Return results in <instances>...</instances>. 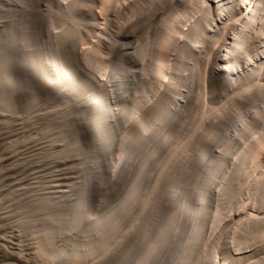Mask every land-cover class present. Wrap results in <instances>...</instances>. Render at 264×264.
<instances>
[{"label":"bare ground","instance_id":"bare-ground-1","mask_svg":"<svg viewBox=\"0 0 264 264\" xmlns=\"http://www.w3.org/2000/svg\"><path fill=\"white\" fill-rule=\"evenodd\" d=\"M21 1L0 9V106L13 114L17 98L32 113L43 98L55 108L39 130L56 125L54 152L80 159L64 168L79 176L69 193L57 178L66 193L43 185L59 197L23 206L45 220L25 224L36 257L264 264V0H46L29 13ZM62 88L85 105L65 114ZM122 163L136 167L102 213L94 200L110 193L96 188Z\"/></svg>","mask_w":264,"mask_h":264},{"label":"rangeland","instance_id":"rangeland-1","mask_svg":"<svg viewBox=\"0 0 264 264\" xmlns=\"http://www.w3.org/2000/svg\"><path fill=\"white\" fill-rule=\"evenodd\" d=\"M7 1L6 0H0V9H2L1 11H3L4 9L6 11L8 7H13L15 9V6L17 4L21 5V3H20L21 0H19V2L17 0H11V1L9 0L8 4H11L12 6L9 5L7 7L8 4L7 5L5 4V3H7ZM45 1L46 0H41V2H43V3H37L34 0L27 2L28 3L27 9H26L27 13L32 12L34 10L33 8H36V7H34V4H37V5L41 4L42 8L40 7V5L37 7H38V9L39 8L43 9L46 5ZM15 2H17V3H15ZM23 2H25V0ZM4 4L6 7L4 6ZM14 4H15V6H14ZM22 5H23V3H22ZM23 6H25V4ZM5 18L2 17V19H0V30H2L1 28H3L4 24L6 23L5 21H7V18L6 19ZM67 89L68 88L63 90V88H62L63 91L61 90L62 91L61 95H62V93L64 94V97L61 96V100L62 101L64 100L63 103H69L70 104V106L68 108H66V107L64 108V109H66L65 111H67L65 114L70 113L68 111L69 109L74 111V109L76 110L77 107L81 106V104L85 105L84 100H81L82 101V103H81L80 101L72 100L73 98L65 95L67 92H69V91L64 92ZM68 95H70V93ZM66 96L68 97L67 98L68 100L66 99V102H65ZM16 100L14 102V104L16 103L14 105V107L18 106V107H16L18 109L13 108V110L14 109L17 110V111L14 110L15 112L13 114L9 113L10 110H8V109L7 110L5 109V113H8V114H5L4 110H3L4 107L2 108L0 106L2 108V111H3L2 112L1 108H0V250H1L0 251V264H10V263H15V264H42L43 263L42 261H45V260L40 258L39 256L36 257L38 254V253L35 254L36 249H34V248L32 249V247L30 248V245H29V243L31 241H35L34 240L35 238L29 234V232L31 230H29L26 226L27 225L26 220L28 222H30L29 221L30 217H29L28 213H26L23 210L24 209L23 206L29 205V204L32 205L35 202H37L38 200H40L41 197H43L45 194L48 195L49 193H54L55 190L53 192V191H51L52 188H49L52 185H54V186L56 184L59 185L61 182L64 183L63 185H65L66 184L65 182H67V184H68V182L71 184L70 181H75V180L77 181L79 176L76 177V172H77L76 170H75V172L72 171L74 173H71V171L70 172L67 171L68 169L64 170V168H67L68 166L73 165V163L75 162L74 160L77 158H74L75 156H73V157L71 156L70 158L72 160H70L71 161L70 162L68 159L69 157L66 156V159H68V161L67 160L64 161V160H62V159H65L64 157L63 158L59 157L58 154L55 153V152L59 151L60 148H62V145L64 144V142H63L64 140L62 141V139H64V138L60 137V139H58V140H57V138H55V131H54L55 129L54 128L56 127V125L54 127V124H53L54 122H52L53 125H51L50 127L47 128L46 133L43 132L44 129H42V131L39 130V128H41V127H39L40 123H41V126H44L45 124L44 125L42 124L44 122V120L45 121H47V119L50 120L49 118L53 119V117H52L53 113L50 111V113H52L50 115L49 110L50 109L54 110L55 107H53L52 105L50 106V104H47L43 100V98H41L40 99V103H41L40 105L42 106V108H40L41 106H38V107L36 106L37 108L34 107V109L33 108L31 109V111L34 110V112L32 111V113H30V111L20 107V104H19L20 102H18L17 98H16ZM42 103L45 104V106L46 105L47 106L49 105V106L47 108H45V106L42 105ZM71 104L73 107H71ZM43 107H44V109H43ZM21 108L23 110H25V113L23 110H21ZM39 108L43 109V110H39ZM46 109H48V111ZM64 109H63V111H64ZM13 110L11 109V112ZM27 111L29 112V117H28V114H26ZM45 112H46V114H44ZM3 113L8 116V117L6 116L8 118L7 122H8V120L9 121L11 120V123L8 122L9 123L8 126L5 124L7 122L3 121L6 118L3 116L4 115ZM16 113H18V114H16ZM30 114H32V115H30ZM43 114L45 115V117H43L44 116ZM49 115H50V117H48ZM46 116H47V118H46ZM71 117H76V114L75 115L72 114ZM71 117H69V118H71ZM179 117H180L179 118L180 120L183 119L182 118L183 116H179ZM42 118H43V121H42ZM59 119L60 118H57L58 122H59ZM73 119H75V118H72L70 120H73ZM179 119L177 117L176 120L179 121ZM57 120L55 122H57ZM44 123H46V122H44ZM67 124L69 126V123H67ZM67 124H66V126L64 125V127L61 126V128L62 129L67 128ZM42 128H44V127H42ZM68 128H70V127H68ZM68 128L62 130V132L64 131L63 134H65L64 137L66 136L67 133H70V135L72 133L71 129L68 130ZM154 129H155V127H152V131H154ZM53 131H54V136H52ZM70 135L69 134L67 135L68 138L73 136V135L72 136H70ZM34 137H36L37 139H34ZM50 138L52 140L55 138L57 140V142H55V139L52 142V140ZM17 140L19 141V143L17 142ZM14 141L17 143H14ZM111 151H113V149ZM50 155H52V157ZM73 158H74V160H73ZM113 158H115V157H113ZM113 158L111 157L109 159H113ZM115 159H117V157ZM78 160H80L79 156H78V159L76 161H78ZM105 161H106V159L103 156V158H101L100 162L106 163ZM136 162L138 163V159H137V161H135V164H133V165H137ZM65 163H66V166H65ZM68 163H70V164H68ZM108 163H110V161ZM115 163H117L116 160H115ZM123 163H122V166L121 165L119 166V168H118L119 171H117L116 169L115 170L114 169L107 170V171L105 170V172L107 173L106 174L107 178H105V181L101 182L100 186L96 188V190L98 189L97 191H100L99 188L103 189V191L106 193L109 191L110 194L109 193L108 194L111 195V196H109V195L107 196V197H109L108 198L109 200H107V198L105 200L107 202H105V203L103 202L104 204L100 203L101 205H103L102 206L103 208H101L98 205L99 200L98 201L94 200V203H95V201H96V203L95 204L93 203V204L97 205L100 209H102V211L99 210L102 213L106 212V211L103 212V210H107L109 208L112 209V207H114V205H116L118 203L119 199L122 198L125 194L124 192L126 191V188L128 186V182L131 179V173L130 172H134V171L133 170L130 171L131 169L129 171L126 170L129 167L132 168L133 165L132 166H125V165H123ZM112 164H111L112 167L115 166L114 162ZM111 166H109V168L106 167L105 169H111L110 168ZM135 167H133L132 169H135ZM200 167H201V165H200ZM68 168H70L69 170H72L71 167H68ZM120 169H122V171ZM65 171H67V172H65ZM68 172H69V175L67 174ZM114 172H115V174H114ZM128 172L130 174H128ZM155 172H156V170L154 171V173ZM52 174H54V175H52ZM58 174H59V176H57ZM71 174H72V177H71ZM73 175L75 176L74 179L75 178H77V179L74 180ZM109 175H111L113 177H111ZM128 175H130V177ZM51 176H53V177L55 176V177L53 178ZM64 176L68 177L69 179L65 178ZM132 176H133V174H132ZM57 178H58V180L62 179V180H59L61 182H59L57 180ZM70 178H71V180H70ZM108 178H112V180L107 181ZM53 180H54V182H52ZM55 180H57V181L55 182ZM112 181H117V183L112 182ZM58 182H59V184H58ZM109 182H111L110 183L111 185L109 184V186L111 188H113L112 190L111 189L109 190L107 185H106ZM113 183H114V185L112 186ZM115 183H116V185H115ZM61 184H60V186H61ZM70 184L66 185V187L63 185L62 186L64 187V189L68 190ZM43 185H45L44 188L47 186L48 190L46 188L45 189L47 191H49V189H50L51 192L45 193V191L42 190ZM56 186H55L56 190L58 189V191H56V193L57 192L58 193L60 192L61 194L66 193L65 192L66 190L63 191V187H62V190H59V186H57V187ZM67 192L69 193V190ZM41 193L44 195L40 196ZM58 193H57V195L60 196V194H58ZM95 194H96L95 199H98V197L96 198V196H98V192ZM49 195L52 196L51 194H49ZM59 196H54L53 198H58ZM97 202H98V204H97ZM97 206H93L96 211H97V209H96ZM33 213H31V214L34 216L31 217L32 219H30V220L31 221L34 220V222L36 223V226L38 225V223L45 224V220H44V223L41 222L42 220L41 221L39 220L42 217L41 215L38 216L39 214L37 215L36 212H33ZM35 215H37L38 217ZM22 217H24V219ZM34 217L37 218V221H35V219H33ZM38 226H37V228H40V225H38ZM32 233H33V231L31 232V234ZM33 235H35V237H36V234H33ZM31 236L34 239H32ZM129 239H130V236H129ZM129 239L127 238V241ZM127 241H124L123 244L126 243ZM31 243H32L31 244V246H32L33 242H31ZM28 247L30 249H32L33 251L30 250ZM33 247H34V245H33ZM119 247L122 248V245H120ZM113 252L117 253L118 251H115V250L112 251L111 255H113ZM107 257H108V254H107ZM109 257H110V255H109ZM37 258H40L39 261ZM41 259H42V261H41ZM96 262H98V261H96ZM46 263H43V264H46ZM90 264H92V263H90Z\"/></svg>","mask_w":264,"mask_h":264}]
</instances>
